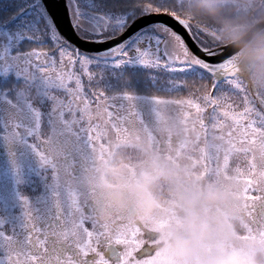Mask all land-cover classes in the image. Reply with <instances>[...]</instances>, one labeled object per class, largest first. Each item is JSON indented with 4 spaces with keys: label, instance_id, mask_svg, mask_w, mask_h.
Here are the masks:
<instances>
[{
    "label": "snow or ice",
    "instance_id": "obj_1",
    "mask_svg": "<svg viewBox=\"0 0 264 264\" xmlns=\"http://www.w3.org/2000/svg\"><path fill=\"white\" fill-rule=\"evenodd\" d=\"M65 5L69 26L105 45L102 52L84 51L61 34L57 10ZM29 7L38 21L0 29V145L17 186L25 158L36 159L43 191L32 197L15 188L21 211L0 214V264H164L158 233L178 220L175 207L149 227L100 224L75 183L83 165L120 144L163 154L189 179L235 176L242 239L264 244V158L254 150L264 148V99L249 97L233 49L217 45L212 33L204 40L190 20L146 0H31ZM24 11L18 7L5 23ZM154 14H164L165 23H154ZM24 40L32 43L21 47ZM105 69L116 75L115 84L105 82ZM162 76L168 77L163 83ZM189 78L211 83L198 92ZM141 82L144 91L187 88L188 97L140 95ZM226 87L241 94L242 108ZM167 105L179 106L175 116L165 114ZM141 107L148 108L147 122ZM113 245L109 259L105 251Z\"/></svg>",
    "mask_w": 264,
    "mask_h": 264
},
{
    "label": "clouds",
    "instance_id": "obj_2",
    "mask_svg": "<svg viewBox=\"0 0 264 264\" xmlns=\"http://www.w3.org/2000/svg\"><path fill=\"white\" fill-rule=\"evenodd\" d=\"M146 2L190 20L202 38L212 33L217 45L232 48L249 97L264 99V0ZM207 84L196 80L188 87L199 92ZM256 154L264 158V148L257 146ZM75 183L100 224L149 227L165 208L175 207L178 220L158 233L164 264H264V244L242 239L240 182L233 175L189 179L163 154L120 144L83 165Z\"/></svg>",
    "mask_w": 264,
    "mask_h": 264
},
{
    "label": "rangeland",
    "instance_id": "obj_3",
    "mask_svg": "<svg viewBox=\"0 0 264 264\" xmlns=\"http://www.w3.org/2000/svg\"><path fill=\"white\" fill-rule=\"evenodd\" d=\"M41 3L42 0H41ZM31 4V0H0V29H14L18 25L22 24V21L26 18L28 21H38V12L35 8L29 7ZM18 7H23L25 9L23 15L18 16L16 20L12 21L11 23H5V21L8 19V17L17 11ZM160 23V22H156ZM77 32V31H76ZM79 35V34H78ZM81 37V35H79ZM204 40H209V37H203ZM44 43H50V40L48 37H44ZM70 42V41H69ZM32 42L29 40H24L21 44V47H28ZM72 43V42H70ZM34 46V45H33ZM104 50V49H103ZM103 50H100L101 52ZM87 51V50H84ZM88 52H95V51H88ZM106 72V83H112L115 84L116 82V75L113 74L110 70L105 69ZM13 78L10 76L8 77V81H11ZM84 83H85V91H88V81L87 78L84 77ZM168 77H161V81L167 80ZM190 80V78H189ZM191 81V80H190ZM209 84L211 83L210 81H207ZM5 83V80L3 77H0V84ZM145 85L143 82H141L137 88V94L140 95H152V96H157L162 99H179V98H187L188 97V89H180V90H172V91H165L160 87L157 88H151L147 91H144ZM228 94L232 97H234L235 102L240 105V107H243L242 104V97L240 93L230 91L227 87L224 89ZM58 95L61 96V98H65V95L63 93H57ZM201 102L202 101H198ZM125 105L127 102H124ZM120 102H117V107L119 108ZM93 109H95V103L92 105ZM177 105H167L163 106L164 112L167 113L169 117L175 116L177 110H178ZM257 107L259 105L257 104ZM113 109H109V111H112ZM139 110L142 111L143 117L145 121H148V108L147 107H141ZM194 112V109L192 110ZM209 111H211L209 109ZM45 131L47 129L45 128ZM42 149L47 150L46 146L41 145ZM257 148V147H256ZM256 148L254 149L256 151ZM9 161L5 160L2 165H0V214L2 215H11V216H16L20 214L21 209L16 203V198H15V188L19 187L21 191H23L26 195L35 197L40 195L38 191V184L41 181L40 175L38 174V164L35 158L28 156L24 160V165H25V174H24V182L21 183L20 185H15L14 179L12 176V172L10 169ZM234 166V164H233ZM243 166V165H242ZM232 174V173H230ZM247 177H242V179H246ZM251 195L254 194V192L250 193Z\"/></svg>",
    "mask_w": 264,
    "mask_h": 264
},
{
    "label": "water",
    "instance_id": "obj_4",
    "mask_svg": "<svg viewBox=\"0 0 264 264\" xmlns=\"http://www.w3.org/2000/svg\"><path fill=\"white\" fill-rule=\"evenodd\" d=\"M42 2L46 5L47 0H42ZM57 15L59 18V27L62 29L61 34L64 35L66 39H68L70 42L75 44L77 47L83 48V50L87 51H100L103 50L105 45H93L90 41L82 39L76 32L75 29L71 28L70 22L71 18L70 16H67V6L65 5L64 7H61L57 10ZM165 15L164 14H159L153 16V22H160V23H165ZM143 23V21H141ZM169 27H172L171 22H168ZM137 26V30H138ZM175 30V29H174ZM128 33L125 34V39L127 38ZM191 37H186V41H190ZM111 42H109L110 45Z\"/></svg>",
    "mask_w": 264,
    "mask_h": 264
},
{
    "label": "flooded vegetation",
    "instance_id": "obj_5",
    "mask_svg": "<svg viewBox=\"0 0 264 264\" xmlns=\"http://www.w3.org/2000/svg\"><path fill=\"white\" fill-rule=\"evenodd\" d=\"M5 160L9 161V158H8V155H7V149L3 145H0V165H2ZM7 166H9V165H7ZM76 167L78 168L79 165H76ZM38 185H39L38 186V191L40 192L39 194H41V192L43 191V182H42V180L39 182ZM253 195H259V193L254 192ZM87 211H88V209L85 208V212L86 213H87ZM86 227H88L91 230V228H92L91 221H86ZM116 248H117V246L113 245L111 249H107L105 251L106 257L109 258V259H114L115 258L114 251H115Z\"/></svg>",
    "mask_w": 264,
    "mask_h": 264
}]
</instances>
